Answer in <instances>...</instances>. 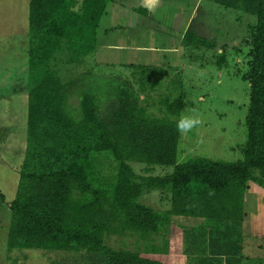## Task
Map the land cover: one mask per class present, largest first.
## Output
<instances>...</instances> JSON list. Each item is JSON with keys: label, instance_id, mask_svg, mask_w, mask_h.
I'll return each mask as SVG.
<instances>
[{"label": "trees", "instance_id": "trees-1", "mask_svg": "<svg viewBox=\"0 0 264 264\" xmlns=\"http://www.w3.org/2000/svg\"><path fill=\"white\" fill-rule=\"evenodd\" d=\"M107 1L29 0L25 149L8 204L7 249L85 251L103 256L106 264H167L149 256L166 253L149 243L179 229L193 232L194 240L202 234V250L208 246L210 253L196 264H216L215 255L227 256L229 264L230 254L217 247H228V236L236 231L237 264H264V258L244 259L241 252L244 195L252 182L264 188V0H207L256 19L239 43L249 47L241 76L249 83V102L243 157L237 161L205 156L178 161L177 117L184 96L163 97V116L156 115L140 103L127 79L86 74L81 117L66 115L61 66L96 50ZM135 10L148 13L144 7ZM182 42L214 47L190 29ZM226 56L223 46L219 66L225 65ZM129 67L138 72L142 92L166 74L161 66ZM106 158L116 163L109 175L102 173ZM132 163L144 164L146 170L172 166V171L138 175ZM149 191H159L169 206L159 210L143 203L140 198ZM110 235H134L145 242V249L110 247L105 242Z\"/></svg>", "mask_w": 264, "mask_h": 264}, {"label": "rangeland", "instance_id": "rangeland-1", "mask_svg": "<svg viewBox=\"0 0 264 264\" xmlns=\"http://www.w3.org/2000/svg\"><path fill=\"white\" fill-rule=\"evenodd\" d=\"M196 2L197 0H108L106 14L100 25H114L116 22L128 25L122 36L117 38L121 42L129 40V36L133 37L135 31L143 29L145 33L149 26L150 34L143 38V43L155 45L159 52L156 60L147 58V53L152 52H145L139 62H147L142 65L165 67L166 74L154 88L147 86L145 92H142L138 85V72L129 67L130 64L120 63L123 59L134 61V51H130L127 57H122L117 50L96 49L97 51L77 63L61 66L59 76L65 87L63 108L66 115L75 120L81 117L79 104L86 74L123 78L132 83L140 95V103L148 111L163 116L159 111L160 100L165 96L172 100L182 94L185 106L177 117L178 121L185 116L200 120L201 123L190 132H180L178 161L194 156L223 161L242 159L241 149L247 132L245 116L249 102V83L241 76L247 70L246 53L249 47L239 43L247 37L250 26L256 19L241 10L225 9L207 0L199 1L193 12ZM121 3L134 6V10L135 7H146L148 14H141L136 10L118 14L117 8ZM28 4L29 0H0V264H106L103 256L85 251L8 250L6 246L10 219L8 204L16 192L25 149L27 92L30 84L27 80ZM190 14L189 29L208 39L213 48L181 45L180 36L184 27L182 22ZM223 46L227 60L225 65L219 66L217 57ZM151 56L153 57V53ZM121 57L123 59H119ZM131 165L138 175H161L172 171V166L153 165L152 169L146 170L144 164ZM115 167L116 163L106 158L102 173L109 175L114 172ZM250 185L251 188L257 187L253 182ZM140 199L159 210L169 206L168 198L159 191L145 192ZM258 203L263 204V201L260 199ZM246 205V209H249V204ZM198 233L201 231L198 230ZM228 237V247H216L218 252L230 254L229 264H237L240 257L237 250L238 234L232 231ZM201 239L202 234L194 240L193 232L175 229L169 234L154 237L149 243L162 247L166 253L149 256L158 257L167 264H196L198 258L210 253L206 251L208 246L202 250L205 243ZM105 242L114 248L145 249V242L134 235H110ZM248 244L245 240L242 247L246 255H264V247L258 246V242L255 245ZM226 258L227 256L215 255V262L227 264ZM243 264L247 263L243 261Z\"/></svg>", "mask_w": 264, "mask_h": 264}, {"label": "crops", "instance_id": "crops-1", "mask_svg": "<svg viewBox=\"0 0 264 264\" xmlns=\"http://www.w3.org/2000/svg\"><path fill=\"white\" fill-rule=\"evenodd\" d=\"M201 2L202 0H197L193 7V12L196 9L197 4ZM146 8V7H145ZM147 9V8H146ZM134 6L128 5L121 3L119 7L117 8V13L118 14H123V13H128V12H133ZM147 11V10H146ZM148 12V11H147ZM148 13H145V15ZM125 15V14H124ZM192 15L188 17V19H184L182 24H183V29L181 31V36H180V43L183 45L182 38L184 33L189 29V19ZM181 17V16H180ZM104 17H102L101 22ZM100 22V24H101ZM121 22H116L114 25H109L108 23H104L102 26L100 25V37H99V45L96 49H107V50H117L122 57H127L129 55L130 51H134L132 59L134 61H130V59H123L122 57L119 59L121 60V64H147L145 63H140V57H143V54L145 52H152L153 57L151 56L152 53H147V58L156 60L157 59V52H159V48H155V45H150L148 43H143V38L149 35V30L151 28L148 26L147 28L149 29L148 31L143 32V29L139 30L136 28L133 37L129 36V40L121 42L117 40V38H120L122 36L123 30H127L128 25H123L119 24ZM145 34V35H144ZM97 51V50H95ZM94 51V52H95ZM93 52V53H94ZM120 61V60H118ZM153 65V64H151ZM257 187L251 188V185H249V188L247 192L244 195V217L241 222V235H242V247L243 243L246 240L247 243L250 245H255L258 242V246L264 247V202L263 204H259L258 201L261 199L263 201L264 198V188L260 185H255ZM251 191V193H249ZM249 204V209H246ZM253 231V232H252ZM250 233V234H249ZM263 242V243H262ZM248 244V245H249ZM241 247V252L243 255L244 259H258V258H264V255L262 256H257V257H250L245 254ZM248 247V246H247ZM259 249V248H257ZM262 249V248H260ZM259 249V250H260Z\"/></svg>", "mask_w": 264, "mask_h": 264}, {"label": "clouds", "instance_id": "clouds-1", "mask_svg": "<svg viewBox=\"0 0 264 264\" xmlns=\"http://www.w3.org/2000/svg\"><path fill=\"white\" fill-rule=\"evenodd\" d=\"M200 120L192 117V116H185L182 117L178 122H177V129L181 133H188L190 132L193 128L197 127L200 124Z\"/></svg>", "mask_w": 264, "mask_h": 264}]
</instances>
